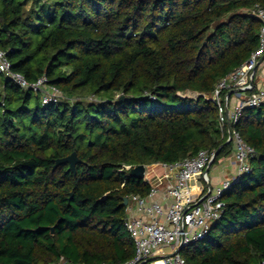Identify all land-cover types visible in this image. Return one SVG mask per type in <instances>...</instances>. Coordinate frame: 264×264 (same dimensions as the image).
<instances>
[{
  "label": "trees",
  "instance_id": "obj_1",
  "mask_svg": "<svg viewBox=\"0 0 264 264\" xmlns=\"http://www.w3.org/2000/svg\"><path fill=\"white\" fill-rule=\"evenodd\" d=\"M255 6L264 0H0L12 71L67 98L44 105L0 74V264L133 258L122 201L150 186L123 166L232 154L205 96L258 48ZM232 128L256 153L251 171L206 238L181 250L187 264L264 261V108ZM73 152L74 173L53 170Z\"/></svg>",
  "mask_w": 264,
  "mask_h": 264
},
{
  "label": "built area",
  "instance_id": "obj_2",
  "mask_svg": "<svg viewBox=\"0 0 264 264\" xmlns=\"http://www.w3.org/2000/svg\"><path fill=\"white\" fill-rule=\"evenodd\" d=\"M250 13L260 22L258 48L247 61L222 78L211 95L205 96L216 104L221 136L224 138L226 134V141L230 140L232 145L233 176L211 186L205 170L210 164L212 166L215 153L200 151L194 157L174 164H158L174 175L164 193H160L159 186L167 176L162 175L152 181L149 178L152 165L144 166L143 181L150 186V191L146 197L134 194L126 197L123 226L133 243L134 256L121 264H187L180 255L181 251L177 250L206 238L223 214L225 192L251 171L250 159L256 153L232 128L244 109L264 108V7L255 6ZM0 74L20 89L38 93L44 105L67 99L48 85L45 77L29 83L22 75L13 72L2 50ZM229 92H232L230 96ZM123 168L127 171L132 169L130 166ZM195 180L198 181L197 186ZM56 264L70 263L61 258ZM259 264H264V261Z\"/></svg>",
  "mask_w": 264,
  "mask_h": 264
},
{
  "label": "crops",
  "instance_id": "obj_3",
  "mask_svg": "<svg viewBox=\"0 0 264 264\" xmlns=\"http://www.w3.org/2000/svg\"><path fill=\"white\" fill-rule=\"evenodd\" d=\"M219 163H220V165H219V167H217L218 170H217L216 175L212 177V181L210 179V185L211 186H217L222 181L229 180L230 177H232L233 174H234V168L231 165V155L229 157L220 159ZM211 167L209 168V171H210ZM162 175H166L167 178L164 179L162 181V183L160 184V186H159L160 193H164L165 188L167 186V183L173 181V179H174L173 176L174 175H173V173H167L158 164H155V165L151 166V173H150V177L149 178H151L152 181H154L156 179V177H159V176H162ZM194 184L197 186L198 181L195 180ZM159 198H161V196H159Z\"/></svg>",
  "mask_w": 264,
  "mask_h": 264
},
{
  "label": "water",
  "instance_id": "obj_4",
  "mask_svg": "<svg viewBox=\"0 0 264 264\" xmlns=\"http://www.w3.org/2000/svg\"><path fill=\"white\" fill-rule=\"evenodd\" d=\"M264 58V57H263ZM262 58V59H263ZM261 59V60H262ZM261 60L258 62L260 63ZM232 94V92H229L228 93V96H230ZM122 100V99H121ZM230 143V140L229 141H226L225 144H229ZM217 156V152L214 154L213 156V159H212V162H214L215 158ZM80 163V160L77 158L76 156V153H72L70 154L69 156L65 157V158H62V159H58L55 161V164L53 166V170L60 164H67L68 165V171L74 173L75 172V166L76 164ZM211 165V164H210ZM210 165L206 168V172L209 171V168H210ZM130 175L133 176V177H136L138 179H143V175H144V166L143 165H139V166H136L134 168H132L130 171H129ZM127 203V199L126 197L123 198V201H122V206L125 207ZM48 230L53 233L54 231V227H49ZM181 249H178L177 252H180Z\"/></svg>",
  "mask_w": 264,
  "mask_h": 264
},
{
  "label": "rangeland",
  "instance_id": "obj_5",
  "mask_svg": "<svg viewBox=\"0 0 264 264\" xmlns=\"http://www.w3.org/2000/svg\"><path fill=\"white\" fill-rule=\"evenodd\" d=\"M187 96H189V95H187ZM190 97H192V95H191ZM219 165H220V163H219V161H218L216 164H214V165L211 167L210 171L208 172V175H209L211 181H212V177L216 175L217 170H218L217 167H219ZM146 171H147V169H146Z\"/></svg>",
  "mask_w": 264,
  "mask_h": 264
},
{
  "label": "bare ground",
  "instance_id": "obj_6",
  "mask_svg": "<svg viewBox=\"0 0 264 264\" xmlns=\"http://www.w3.org/2000/svg\"><path fill=\"white\" fill-rule=\"evenodd\" d=\"M186 95H189V96H191V95H193L192 93H186Z\"/></svg>",
  "mask_w": 264,
  "mask_h": 264
}]
</instances>
